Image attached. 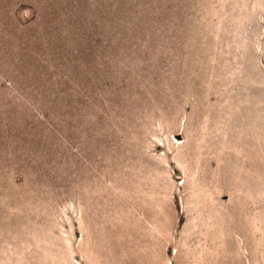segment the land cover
Segmentation results:
<instances>
[{"label": "rangeland", "instance_id": "obj_1", "mask_svg": "<svg viewBox=\"0 0 264 264\" xmlns=\"http://www.w3.org/2000/svg\"><path fill=\"white\" fill-rule=\"evenodd\" d=\"M0 264H264V0H0Z\"/></svg>", "mask_w": 264, "mask_h": 264}]
</instances>
